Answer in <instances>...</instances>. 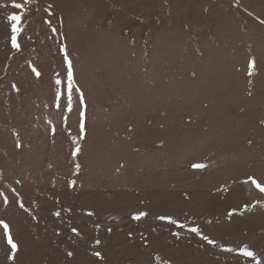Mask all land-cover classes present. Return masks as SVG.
I'll list each match as a JSON object with an SVG mask.
<instances>
[{
  "label": "rangeland",
  "instance_id": "1",
  "mask_svg": "<svg viewBox=\"0 0 264 264\" xmlns=\"http://www.w3.org/2000/svg\"><path fill=\"white\" fill-rule=\"evenodd\" d=\"M249 177L264 0H0V264H264Z\"/></svg>",
  "mask_w": 264,
  "mask_h": 264
},
{
  "label": "snow or ice",
  "instance_id": "2",
  "mask_svg": "<svg viewBox=\"0 0 264 264\" xmlns=\"http://www.w3.org/2000/svg\"><path fill=\"white\" fill-rule=\"evenodd\" d=\"M30 0H24V3H29ZM12 7L15 9H20L22 8V4L20 3H14L12 4ZM9 21L11 22V46L12 48L19 50V44L17 42V36L18 34L21 32V28L19 27L20 21H21V16L19 15H11L8 17ZM61 51H65L63 48L61 49ZM65 62L68 64V71H67V87H68V92H69V96H68V101H69V110L70 109V104H71V92L73 89V83H74V78H73V70H72V64L70 61L67 60V57H65ZM254 67V61H249V75L252 74V69ZM33 72L39 76L40 73L33 68ZM57 84L60 83V81H56ZM13 87H15V85H13ZM77 91H79V89H77ZM59 95V94H57ZM81 104H83V98H82V93H81ZM83 112H81V131H83ZM20 145L17 144V147H19ZM79 167V166H77ZM194 169H202L205 167V165L203 164H194L192 166ZM249 180L251 181V184L254 185L260 192L264 193V186H262L260 183L257 182L256 179L249 177ZM74 184V182H70L69 183V187H72V185ZM21 207H23V205H21ZM54 215L59 216L60 213L56 212L54 213ZM91 215V214H90ZM147 215V213L145 212H139L137 215L133 216V219L139 220L141 219L143 216ZM229 216H232L233 213L232 212H228ZM159 219L161 220H167L168 223H172L173 221L170 218H166V217H159ZM0 228L3 229V233H4V237L6 239L7 245L9 246L12 255L8 256V259H13L14 258V254L18 251V245L17 243L14 242L13 237L10 233V227L9 224L6 223L3 220H0ZM73 233H76V229L73 228L72 229ZM192 232H198V229H191ZM204 240L207 241L208 244H213L214 241L209 239L207 236L203 237ZM99 243V242H97ZM228 251H231V249H229ZM240 254L243 257L246 258H251L253 260H256L255 254L253 251L249 250L248 247L245 245L243 248L240 249ZM73 255L72 252L68 253V256L71 257ZM93 255L99 256L100 254L98 252H94ZM256 264H261V262L259 260H256Z\"/></svg>",
  "mask_w": 264,
  "mask_h": 264
}]
</instances>
